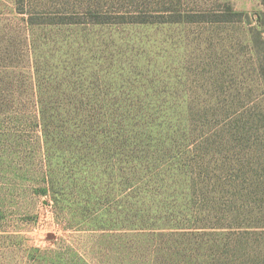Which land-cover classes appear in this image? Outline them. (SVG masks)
Instances as JSON below:
<instances>
[{
    "label": "rangeland",
    "instance_id": "1",
    "mask_svg": "<svg viewBox=\"0 0 264 264\" xmlns=\"http://www.w3.org/2000/svg\"><path fill=\"white\" fill-rule=\"evenodd\" d=\"M120 1L121 6L132 2ZM145 2L157 6L146 16L149 21L177 17L168 10H176L184 20H194L90 28L79 39L43 49L34 63L28 31L23 16L15 11V0H0V264L119 262L113 237L119 232L114 230L112 214L107 227H89L72 223L67 208H55L44 180L38 81H96L115 89L110 94L116 96L178 98L191 103L190 109L196 113L207 111L204 101L212 111L217 103L218 107L227 104L228 113L237 106L239 110L208 131H220L222 140L204 145L201 140L191 153L203 162L205 154L223 157L224 153L226 161L247 165L262 162L264 149L259 150L255 142L264 141V87L258 80L259 65H264V0ZM67 31L70 29L62 32ZM209 119L198 116L193 122L201 126ZM225 135L236 139L231 141ZM223 168L229 177L241 174L235 163L233 169L228 164ZM249 172L255 175L259 168L249 167ZM60 187L62 201L85 198V191L79 188ZM247 195L257 207L264 206L259 192ZM231 199L221 198V206L210 205L209 200L205 206L226 210L233 205ZM230 233L231 238L241 239L245 249L242 264H264V229ZM253 251L255 258H251ZM124 261L127 259H120L121 264ZM224 261L230 264L229 259Z\"/></svg>",
    "mask_w": 264,
    "mask_h": 264
},
{
    "label": "trees",
    "instance_id": "2",
    "mask_svg": "<svg viewBox=\"0 0 264 264\" xmlns=\"http://www.w3.org/2000/svg\"><path fill=\"white\" fill-rule=\"evenodd\" d=\"M138 1L121 6L120 0H15V11L23 16L34 63L43 49L79 39L90 28L194 20L168 10L177 17L149 21L146 16L157 6ZM258 80L264 87L263 64ZM71 83L38 81L44 180L55 208H67L72 223L89 227H107L112 214L119 232L113 235L118 264L120 259H127L124 264H226L225 259L242 264L245 249L230 232L264 229V206L257 207L247 195L259 192L264 203V157L258 165H247L226 161V153L205 154L206 162L191 153L201 140L203 145L221 141L220 131L209 134V129L239 108L228 113L227 104L217 103L212 111L204 101L207 111L196 113L191 103L178 98L131 99L110 94L115 89L96 81ZM198 116L210 119L198 126L193 122ZM260 142L255 145L262 150L264 141ZM234 163L241 174L229 177L223 167L233 169ZM249 167L259 172L251 175ZM60 186L79 188L85 198L62 201ZM101 186L104 189L97 193ZM226 196L233 204L226 210L205 206L209 200L221 206ZM255 257L253 251L251 258Z\"/></svg>",
    "mask_w": 264,
    "mask_h": 264
}]
</instances>
